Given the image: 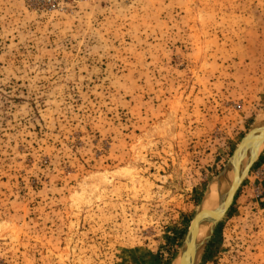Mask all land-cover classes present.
<instances>
[{"label": "rangeland", "instance_id": "rangeland-1", "mask_svg": "<svg viewBox=\"0 0 264 264\" xmlns=\"http://www.w3.org/2000/svg\"><path fill=\"white\" fill-rule=\"evenodd\" d=\"M262 116L264 0H0V264H178ZM207 236L264 264V145Z\"/></svg>", "mask_w": 264, "mask_h": 264}, {"label": "water", "instance_id": "water-1", "mask_svg": "<svg viewBox=\"0 0 264 264\" xmlns=\"http://www.w3.org/2000/svg\"><path fill=\"white\" fill-rule=\"evenodd\" d=\"M257 132V133H256ZM253 138H256L258 143V147H261L264 145V126L260 125L259 127H252L249 129L246 134L240 139L238 142L236 148L234 149L232 155H231V169L234 171V178L233 182L231 183V188L227 194V197L229 196V199L224 203H220L219 206L216 208V212L214 217H210L207 213H199L200 210L194 214L193 218L191 219V222L188 227L187 231V236L185 238V242L182 249L181 257H180V262L179 264H193V258L197 254L198 247L195 244V230L196 227L203 222L204 220H213L215 223L221 218L223 213L229 208L231 205L234 195L239 188L240 184L244 180V178L248 175L251 166L257 159L259 155V151L257 153V147L251 148L249 152V159L241 171L240 177L236 174V157L237 155L244 149H246L245 146H247V143ZM260 144V145H259ZM255 157V158H254ZM254 158V159H253ZM230 163V160H229Z\"/></svg>", "mask_w": 264, "mask_h": 264}, {"label": "bare ground", "instance_id": "bare-ground-1", "mask_svg": "<svg viewBox=\"0 0 264 264\" xmlns=\"http://www.w3.org/2000/svg\"><path fill=\"white\" fill-rule=\"evenodd\" d=\"M260 125L264 126V116L259 118V121L257 122V124L254 127H259ZM257 133V132H256ZM258 141L256 138H253L249 141V143H247L246 149L242 150L236 157V174L240 176L241 171L243 170V168L245 167L248 159H249V152L251 150V148L257 147V153L260 149V147H258ZM260 145V144H259ZM229 171L231 176L229 177ZM233 178H234V171L233 169H231V159H230V163H229V168L227 170V172L220 176L209 188V194H207L205 196V199L203 202L207 201V203L205 204V206L200 210L199 213H207L210 217H214L215 212H216V208L219 206V204L222 202L225 203V201L229 198V196L227 197V194L230 190L231 187V183L233 182ZM215 222L213 220H204L203 222H201L195 230V244L197 247L200 246V244L202 243V241L204 240V238L208 237L207 235L210 233L213 224ZM211 227V228H210ZM210 228V230H209ZM209 230V232H208ZM208 232V234H207ZM207 234V235H206ZM185 246V245H184ZM183 249V248H182ZM182 253V250H181ZM181 257V254H180ZM197 254L195 255V257L193 258V264H195V260H196ZM179 262H180V258H179ZM179 264V263H178Z\"/></svg>", "mask_w": 264, "mask_h": 264}, {"label": "built area", "instance_id": "built-area-1", "mask_svg": "<svg viewBox=\"0 0 264 264\" xmlns=\"http://www.w3.org/2000/svg\"><path fill=\"white\" fill-rule=\"evenodd\" d=\"M33 5L41 8H62L66 0H29Z\"/></svg>", "mask_w": 264, "mask_h": 264}]
</instances>
